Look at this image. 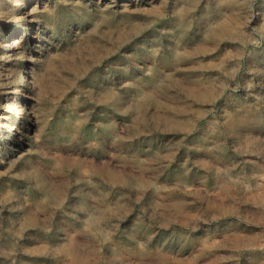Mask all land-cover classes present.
Returning a JSON list of instances; mask_svg holds the SVG:
<instances>
[{
    "label": "rangeland",
    "instance_id": "obj_1",
    "mask_svg": "<svg viewBox=\"0 0 264 264\" xmlns=\"http://www.w3.org/2000/svg\"><path fill=\"white\" fill-rule=\"evenodd\" d=\"M0 264H264V0H0Z\"/></svg>",
    "mask_w": 264,
    "mask_h": 264
},
{
    "label": "bare ground",
    "instance_id": "obj_2",
    "mask_svg": "<svg viewBox=\"0 0 264 264\" xmlns=\"http://www.w3.org/2000/svg\"><path fill=\"white\" fill-rule=\"evenodd\" d=\"M13 42H15V41H13ZM20 43V42H19ZM16 44V43H15ZM20 74V73H19Z\"/></svg>",
    "mask_w": 264,
    "mask_h": 264
}]
</instances>
